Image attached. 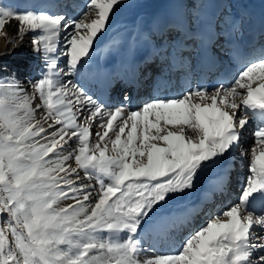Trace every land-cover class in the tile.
<instances>
[{
	"label": "snow or ice",
	"instance_id": "obj_1",
	"mask_svg": "<svg viewBox=\"0 0 264 264\" xmlns=\"http://www.w3.org/2000/svg\"><path fill=\"white\" fill-rule=\"evenodd\" d=\"M121 4L86 0L79 18L0 6V35L13 20L39 32L33 44L45 60L31 93L15 78L0 80V264H264V51L245 59L229 87L109 110L62 78L91 59ZM249 117L255 141L237 203L191 232L178 253L141 260L149 230L191 222L190 210H163L239 147Z\"/></svg>",
	"mask_w": 264,
	"mask_h": 264
},
{
	"label": "rangeland",
	"instance_id": "obj_2",
	"mask_svg": "<svg viewBox=\"0 0 264 264\" xmlns=\"http://www.w3.org/2000/svg\"><path fill=\"white\" fill-rule=\"evenodd\" d=\"M174 2L178 4L177 10L178 9L179 10L178 11L176 10L175 12L173 10L168 11L167 6L170 4H174ZM256 2L259 1L258 0L251 1L250 10H252L255 7ZM85 3L86 0H0V6H9L21 12L25 10L44 11L52 15L61 14L68 18H79L82 15V13L85 11L84 8ZM242 3L244 4L243 0H122V4L119 6L120 11L119 10L114 11L113 21L110 24L109 29L106 33V36L108 37L106 38L105 41L106 44L103 45L94 44L95 51L92 53V57L93 56L94 57L91 59V61L90 60L88 61L92 62V61H96L97 59V61L95 62L97 66L94 67V65L93 66L89 65L90 63L87 61L83 65V67L80 68L78 75L73 74L70 77H63L62 79L64 80L70 79L73 82V84L82 88L88 95L92 96L93 99L97 101V103L103 104L105 107H107V109L112 110L120 106H124L125 109L131 108L132 103L134 101H133V97H131L132 96L131 91L129 93L127 91H124L126 87L122 89L121 92L122 94L119 93L120 95L119 98H121V100L123 99L124 103L117 104V106L116 105L108 106V103H106L108 102L107 100L100 101L98 95H96L101 92L100 89L101 86H99L98 84L95 85V87L91 88L90 87L91 81H89V79L91 74L95 76L98 75L99 77L103 76V78L101 77V83L105 84L104 82H106V80L104 79L105 78L104 74L99 73L98 70L105 72L106 69L105 68L102 69V67H99L97 69L98 63H100L99 59L100 58L102 59V54L109 49L110 51L115 52L116 46L123 45V43L128 41L129 45L125 46L122 49V52L119 53V55H123L125 52L126 54H124L125 55L124 57L127 59L129 55V59H128L129 61L130 57L132 56L131 55L132 46H130V44L133 41L131 40H135V38L136 39L142 38L144 42V46L142 47V50L145 51V56H146V52L148 54V51L152 49L150 50L149 53L154 52L155 54H153V58L156 60V68L153 71V76H151L150 79L148 80L151 82L150 83L151 90L148 92V95H151V97L150 99H147V97L145 98L146 100L143 99L145 100V102L157 98H178L189 88L191 89H195L198 87L213 88L215 86H218L219 83H223L225 87H229L233 83L235 77L237 76V74L239 73V71L242 69L243 66L240 67L238 71H236V69L234 68L235 65L231 63L232 61H230L229 58L224 59L227 56L225 54L226 52L224 53L223 51L224 47L232 46L233 49L235 50L239 49L238 52L241 53L236 55L237 58L235 57L236 60H238L239 58H241L240 56L243 51V49L241 48H248L249 45H251V47L253 46L252 44L253 41H251V43L247 42V37H249L250 32L244 30L247 23L251 22V19L247 17L249 16V12L251 11H249L248 14H246V12L242 13V9L246 8L245 4L244 6H241ZM214 8L216 10H214ZM212 12L213 13L215 12L214 16ZM211 13L213 16L212 20L210 19ZM175 15H177L178 19L181 21L176 20ZM234 16L237 20V23L239 24L238 26L241 27V29H237V30L235 29L236 31H234V35H233L235 38H231L230 37L231 33L228 31V28H231L230 24H232L231 22L235 20ZM177 22L183 25L177 26L175 28L174 25H176ZM184 22L186 23V25L184 24ZM209 23H211L214 27H216V31H215L209 25L211 31L215 32V36H213L212 40L217 42V44L219 42H222L220 48L212 47L211 49H209L207 45L204 42H202L203 33L202 31L199 32L200 31L199 27L200 26L207 27ZM183 26H185V28H183ZM246 29H248V27H246ZM217 34L219 36H216ZM38 35H40L39 32H34L33 37H36ZM191 35H193L195 38H190L193 37ZM254 41H255L254 42L255 46L259 45L258 40H254ZM227 42H229L230 44L227 45ZM63 44H64V38L62 32L58 41V52L63 51ZM183 44H186L187 47L188 46L190 47L189 50L190 52L189 53L183 52L182 55L184 56V62H182L181 70L175 71V74L164 75L165 79L169 82V84L173 82L172 86H170L169 84L167 85L165 84L164 87L162 86L158 87L157 80L160 77V75L164 74L163 73L164 66H167L170 60L175 59L174 57L171 58V56L173 55L176 57V54L180 53L179 51L180 46H182ZM251 47H249V49H251ZM155 48H157L158 52H155ZM134 50L136 51L137 49L134 48ZM35 52H37L35 56L32 55L31 53L26 54L27 61H29L30 58H35V59H31L29 62L25 64L22 63L19 64L16 61H13L12 59L16 58L14 56H12L13 57L12 59L7 60L6 56L5 55L3 56L2 54L3 52H0V80L14 78L15 74L18 75V73H16L17 72L16 67L21 68L20 70H23L25 72L26 71L30 72L29 75H31L32 77L31 84H33L38 79H40L45 70V60L42 52H38V51ZM204 54L206 55L205 59L203 57ZM161 55L163 56L164 60H161L160 58ZM145 56L138 58V56L133 55L131 62L134 63L135 61L134 58H136L137 62L134 63V65L140 64V61L144 60ZM207 59L210 60L209 61L210 63L214 62L216 64H219V66L209 78H205L206 80H204L203 66H204V61H206ZM34 61H36V63H31ZM121 61L122 59L119 60L117 58L113 59V61L111 62L112 69H110V72H112V70L115 71L117 69L122 73L124 69L121 68L120 66L122 65ZM244 61L245 60H242L239 66H241L244 63ZM117 62L119 66L117 65ZM58 64L60 68H64L66 64V58L63 56H59ZM224 67H226L225 69L232 71L231 76L229 75L231 78L230 79L226 78L225 80L224 79L219 80L218 84L211 86L210 82L212 81V79H215L213 78V76L215 74L219 75L220 73H222V68ZM202 82L204 84H202L201 86ZM69 87L71 86L69 85ZM117 89L118 88L112 90L111 95L112 93H116ZM158 89H159L158 92L162 91L161 94H163L164 96L152 97L157 92ZM152 90L154 91L152 92ZM92 91H95L94 93L95 95L92 93ZM127 94H129V96ZM169 94L171 95L170 97ZM126 96H128L131 99V103L128 102L130 100L126 101L124 99V97ZM112 97H114V94L112 95ZM145 102L140 103V105L136 104L135 107H133V110L140 108ZM249 120H250L249 125H247L245 129L242 130L241 132V139H240L241 144H239V147L233 150L234 153L232 155L231 153L229 154L231 156V159L228 164L227 176H229V174H232L231 179L234 181V184H231L232 188H230L232 190V193L230 194L227 193L230 195V200L232 199V203L227 205L226 207L227 209L231 205L237 203L241 187L246 182L250 174L249 165L251 158V148L253 147L255 141L253 132L256 129L257 122L253 121L252 117H249ZM77 122L84 126H88L89 124V122H85L79 119ZM116 123H118V121ZM90 126H91L92 136L90 137L89 144L91 146L93 143H95L97 139L95 136V132L98 130V128L96 122L95 123L90 122ZM99 130L102 131V129ZM111 135L112 134L110 133V136ZM108 155H113V153L109 152ZM241 164H243L242 167ZM217 173H222V171H219ZM210 176L211 175H209L208 178H210ZM219 178L220 176H218L216 173L212 174V178L210 179L212 183L210 182V180L202 182L203 183L202 185H204V187H202L199 191L197 190L190 192L192 191L190 190L186 192V194H183L182 196L179 197L178 201H171L167 206V208H165L163 211L169 214L174 212H181L184 209L188 210V207H190L193 204H194V209H197V207L199 208V206L202 203H204L205 200L209 199L210 201L211 195L217 193L215 191L219 189L218 183L220 184L221 182L224 181L221 179L220 181ZM199 181L200 180H196L195 187L200 186L198 185ZM203 196L204 198L199 203V206H196L195 205L196 200L200 201L201 197ZM227 200L229 201V196H227ZM215 205L213 209L219 208L220 206H222V203H220V206H215ZM227 209L224 208V210L218 211V214ZM191 211L193 212V210ZM213 216H216V214H214ZM204 217H205L204 212L199 211L195 213V216L193 218L191 217V221L196 222L199 219V221L202 222ZM210 219L211 218H207L206 223ZM206 223H204L203 226H205ZM189 224L191 226V222ZM197 227H199V225H197ZM198 229H200V227ZM198 229L188 231L186 233L187 235H185V233L181 234L182 236L185 235L183 238H181V240L179 235L176 234L177 232H175V230L174 232L171 231L168 236V241H169L168 243L174 248L173 249L166 248L164 251L159 249V248L162 249L165 248V244L163 245L159 244L162 242L157 241L156 238L157 231L149 230L143 236L144 247L145 249H148V251L141 255L140 257L141 260H143L145 256H156V255L178 253L182 244L184 243L185 238L191 232Z\"/></svg>",
	"mask_w": 264,
	"mask_h": 264
},
{
	"label": "bare ground",
	"instance_id": "obj_3",
	"mask_svg": "<svg viewBox=\"0 0 264 264\" xmlns=\"http://www.w3.org/2000/svg\"><path fill=\"white\" fill-rule=\"evenodd\" d=\"M251 1H253V0H243L246 8L242 9V13L246 12V14H248V12L251 11V12H249V16H247L248 18L251 19V22L247 23V25L244 28L245 31L250 32L249 37H247V42H250V40H252V41L258 40L259 45H257V46L261 45L260 48L264 49L263 48L264 47V4H263L264 0H258L259 2H256L255 7L252 10H250ZM214 4H216V3H214ZM244 4L242 3L241 6H244ZM177 5L178 4L174 2V4H170L167 6V8H168L167 10L168 11L173 10L175 12L177 10ZM118 10L120 11L119 6L117 7V9L115 11H118ZM214 10H216V9L214 8ZM212 13L210 15L211 20L213 19L215 12L213 13V16H212ZM175 18H176V20H179L177 15H175ZM234 18H235V16H234ZM240 18H242V17H240ZM112 21H113V16L111 17V23H112ZM179 21H181V20H179ZM231 23H232V24H230L231 28H228V31L231 33L230 37L235 38L233 36L234 31H236L237 29H241V27L238 26L239 24L237 23L236 18ZM184 24L186 25L185 22H184ZM182 25L183 24L177 22L176 25H174V26L176 28L177 26H182ZM202 25H204V24H202ZM209 25L212 29H214L216 31V27H214L211 23H209L207 27L200 26L199 32L202 31V33H203L202 34V37H203L202 42H204L209 49H211L212 47L220 48L222 42H219L217 44V42L212 40L213 36H215V32L211 31V28L209 27ZM246 27H248V29H246ZM183 28H185V26H183ZM256 29H257V31H255ZM5 31L8 33L7 36H4V35L1 36L0 35V52H3L2 54H3V56L4 55L6 56L7 60L12 59L13 58L12 56H14L16 58L12 59L13 61H16L19 64H21V63L25 64V63L29 62L31 59H35V58H30L29 61L26 60V54L27 53H31L34 56L37 53V52H35L36 49H35L34 44H33V40L35 39V37H33L34 32H30V31L21 32L18 22L14 21V20L11 21L10 24L6 25ZM106 33L97 38V41L95 42L96 45L106 44L105 41H106V38H108L106 36ZM191 36H193V35H191ZM216 36H219V35L217 34ZM190 38H195V37L193 36ZM131 41H133L130 44V46H132V50H131L132 56L130 57L129 61H128L129 55H128L127 59L124 57L125 56L124 54H126L125 52L123 55H119V53L122 52V49L125 46L129 45L128 41L123 43V45L116 46L115 52H112L109 49V50H106L102 54V59L101 58L99 59L100 63H98L97 69L99 67H102V69L103 68L106 69L105 72L98 70L99 73L104 74V77H105L104 79L106 80V82H104L105 84L101 83V77L103 78V76L99 77L98 75L95 76L92 74L90 76V79H89V81H91L90 87L91 88L95 87V85H98V84H99V86L103 87V88L100 87L101 92L96 94V95H98L100 101L107 100L108 102H106V103H108V106H112V105L117 106V104L124 103L123 99L122 100H121V98L116 99L115 96L114 97L110 96L112 90H115L117 87L121 88V87L129 85L130 91L132 93L131 97H133V101H134L132 103V107H131L132 109H133V107H135L136 104L140 105V103L145 102L146 97H147V99H150V97H151V95H148V92L151 90V84H150L151 82L148 80L150 79L151 76H153V71L156 68V60L153 58V54H155V53L154 52L149 53L150 50H152V49H150L148 51L149 56H148L147 52H146V56H145V51L142 50V47L144 46V42H143L142 38H140V39L135 38V40H131ZM229 44L230 43L227 42V45H229ZM257 44H258V42H257ZM249 47H251V45H249L248 48ZM134 48L137 50L135 51ZM189 50H190V47L189 46L187 47L186 44H183L179 48L180 53L176 54V57L173 55L171 56V58L174 57L175 59L170 60V62H168V64H167V66H164V68H163L164 74L160 75V77L157 80L158 87H160V86L164 87L165 84L166 85L169 84V82L165 79L164 75L175 74V71L181 70L182 62H184V56L182 54H183V52L189 53L190 52ZM155 52H158L157 48H155ZM259 54H257V56ZM133 55L138 56V58L145 56V58H144V60L140 61V64L134 65V63L137 62V59L134 58L135 59L134 63L131 62ZM205 56L206 55L204 54V56H203L204 59H205ZM93 57L91 56V59ZM116 58L118 60L122 59V61H121L122 65H120L121 68L124 69V70L122 69L123 71L121 70L122 73L117 69L115 71L112 70V72H110V69H112L111 68L112 67L111 62L113 61V59H116ZM160 58H161V60H164L162 55ZM91 59H90V61H91ZM90 61H88L90 63L89 65H92V66L94 65V67L97 66L95 64L97 59H96V61H92V62H90ZM209 61L210 60H208V59L206 61H204V66H203V68H204L203 69L204 70V80H205V78H209L216 71V69L219 66V64H216L214 62L210 63ZM207 62H209V63H207ZM31 63H36V61L31 62ZM178 63L180 66L178 65ZM117 65L119 66L118 62H117ZM175 66H177V67H175ZM16 69H17L16 73H18V75L15 74L14 78L20 82V87L26 89L29 93H31L32 92V84H31L32 83V77H31V75H29L30 72H28V71L25 72L23 70H20L21 68H18V67H16ZM22 72H24V73H22ZM222 72L224 73V70H222ZM230 76L228 77V79L231 78ZM205 82H207V81H205ZM172 83L173 82H171L169 85L172 86ZM202 84H204V83L202 82L201 86H202ZM161 92H158V94L156 92L152 97H154V96L163 97L164 95L161 94ZM92 93L94 94L95 91H92ZM170 96L171 95L169 94V97ZM143 99H145V100H143ZM35 103H39V100L37 99L34 102L33 106H35ZM41 111H43V110H41ZM93 122L95 123V121H93ZM70 143H71L72 147L77 146L75 144V141L70 142ZM230 153L232 155L234 153L233 150ZM230 159H231V156L229 154H225L224 157L217 160V163L214 166H209L208 168H206L203 172H201L199 174L197 180H200L198 182V185H200V186L203 184L202 182H205L207 180L209 181L212 178V174H215V173L218 176H220L219 180L221 179L224 181L221 182L220 184L218 183L219 189L215 191V192H217L216 194L211 195L210 201H209V199L205 200V202L199 206V203L204 198V196H203V197H201L200 201L196 200L195 205L199 206V208L197 207V209H194V204L191 205L190 207H188V210H190V212H191L192 218L195 216V213L199 212V211L200 212L203 211L205 214V217H204L202 222L199 221V219H198L196 222L191 221V226H190V224H186V225L180 226L177 229H174L175 232H177V234L179 235L180 240L185 235H187L186 233L188 231L198 229L199 227L201 228V226L203 227L204 223H206L207 218H211L214 214L217 215L218 211H222V210H224V208L227 209L226 208L227 205L232 203V199L230 200L229 194L232 193V190L230 188H232L231 184H234V181L231 179L232 174H229V176H227L228 164H229ZM242 165L243 164H241V167H242ZM219 171H222V173H217ZM209 175H211L210 178H208ZM210 182L212 183L211 180H210ZM200 186L195 187L194 190L192 189V191H190V192L197 191V190L199 191L202 187H204V185H202L201 187ZM203 193H204V191H203ZM227 193H229V194H227ZM227 196H229V201L227 200ZM178 200H179V198L174 199L173 201H178ZM216 202H217V204H216ZM71 203H72L71 200L62 201L61 206H66L67 204H71ZM220 203H222V206H220ZM214 205L220 206V207L213 209ZM191 210H193V212ZM184 211H186V209L182 210L181 212H184ZM257 213L258 214L260 213L259 207H257L255 214H257ZM197 225H199V227H197ZM174 230H172V231L174 232ZM256 231H257V234H261V230L259 228H257ZM170 232H168L166 234H161L160 232H157V234H156L157 235L156 236L157 241H160L163 244H165V249L166 248H168V249L174 248L168 243L169 242L168 236H169ZM184 233H185V235L182 236L181 234H184ZM159 244H161V243H159ZM256 255H259V253H257Z\"/></svg>",
	"mask_w": 264,
	"mask_h": 264
}]
</instances>
